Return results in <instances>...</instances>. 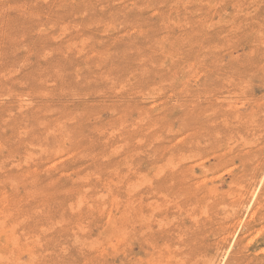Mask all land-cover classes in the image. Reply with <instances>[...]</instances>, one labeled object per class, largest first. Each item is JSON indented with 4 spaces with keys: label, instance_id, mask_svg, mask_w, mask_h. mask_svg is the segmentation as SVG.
Returning <instances> with one entry per match:
<instances>
[{
    "label": "rangeland",
    "instance_id": "1",
    "mask_svg": "<svg viewBox=\"0 0 264 264\" xmlns=\"http://www.w3.org/2000/svg\"><path fill=\"white\" fill-rule=\"evenodd\" d=\"M238 262L264 264V0H0V264Z\"/></svg>",
    "mask_w": 264,
    "mask_h": 264
},
{
    "label": "bare ground",
    "instance_id": "2",
    "mask_svg": "<svg viewBox=\"0 0 264 264\" xmlns=\"http://www.w3.org/2000/svg\"><path fill=\"white\" fill-rule=\"evenodd\" d=\"M256 190V189H255ZM252 193V192H251ZM253 196H254V193H253ZM246 197V196H245ZM248 199V198H247ZM244 201V200H243ZM248 201V200H247ZM254 202V201H253ZM252 201L250 202V204L251 203H253ZM252 205V204H251ZM250 205V206H251ZM248 206V205H247ZM253 212V211H252ZM256 212V211H255ZM252 217L254 216V215H251ZM249 218H250V216H249ZM240 224V223H239ZM241 225V224H240ZM241 249H242V247H241ZM184 258V257H183ZM221 259V258H220ZM238 259V258H237ZM135 261H137V260H135ZM176 262V261H175ZM224 262V261H223ZM236 262H237V260H236ZM235 264V263H234ZM238 264H239V262H238Z\"/></svg>",
    "mask_w": 264,
    "mask_h": 264
}]
</instances>
